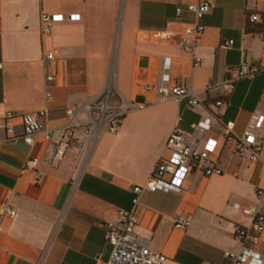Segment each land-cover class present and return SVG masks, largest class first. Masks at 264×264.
I'll list each match as a JSON object with an SVG mask.
<instances>
[{"label": "crops", "instance_id": "crops-1", "mask_svg": "<svg viewBox=\"0 0 264 264\" xmlns=\"http://www.w3.org/2000/svg\"><path fill=\"white\" fill-rule=\"evenodd\" d=\"M193 1L214 4L200 20L206 28L194 50L200 65L182 42L197 21L187 9ZM43 12L63 15L49 33L41 29ZM254 14L264 15V0H0V119L16 115L14 136L0 129V210L16 209L13 218H0V264L108 261V223L120 208H132L133 185L149 179L176 127L199 150L213 139L210 157L222 173L195 171L181 192H145L135 231L176 264H232L225 252L246 245L235 235L251 225L248 209L264 212V196L256 194L264 188L263 162L240 157L225 136L226 122L241 135L264 115V72L239 80L231 94L224 85L231 69L264 64V20L252 21ZM230 39L232 47H220ZM49 53L54 59L44 58ZM165 58L172 62L170 85L192 89L198 106L186 98L162 100L157 84ZM108 85L113 104L134 108L116 132L105 130L94 143L86 137L82 150L60 155L67 110L88 120L83 107ZM26 113L43 124L33 145L16 140ZM206 119L210 128L197 137L192 124ZM74 135L85 138L81 128ZM257 138L264 139V123ZM35 158L38 165L30 167ZM181 212L191 218L186 229L175 227ZM258 249L264 255V231Z\"/></svg>", "mask_w": 264, "mask_h": 264}, {"label": "built area", "instance_id": "built-area-1", "mask_svg": "<svg viewBox=\"0 0 264 264\" xmlns=\"http://www.w3.org/2000/svg\"><path fill=\"white\" fill-rule=\"evenodd\" d=\"M212 2H190L187 9L196 17V22L187 27L182 34V42L185 49L194 55L195 47L205 32V26L200 20L213 8ZM178 15L183 12L182 7L176 10ZM75 16H71V19ZM62 14H50L43 12L41 15V29L43 33L51 32L55 27V22L62 20ZM264 20V15L254 14L251 16L252 21ZM234 45V40H224L221 42V48H230ZM46 60L54 59V54L49 53L44 57ZM196 65H200L202 60L194 55ZM171 59L165 58L163 62V70L157 88L161 94L162 100L186 98L190 106H198L201 100L196 93L183 85H170V67ZM233 73L229 76L224 85L227 88V94H231L239 80L255 76L259 72H264V64L252 65L243 64L231 69ZM54 80V75L48 74L46 81ZM114 90L108 85L101 97L83 107L90 113V118L86 121H79L76 118L77 109L69 108L68 121L63 127L62 141L64 146L58 149L60 155H64L67 150H82L86 137L91 138L92 143L105 130L116 132L120 121L129 113L134 106L123 101L113 104L112 97ZM47 100H51L53 95L46 92ZM224 100L216 101L217 105H222ZM16 117L14 112H7L3 119H0V129H5L8 134L14 136L15 127L12 124ZM24 133L16 138L22 140L27 145H33L43 129V124L39 121L37 114L26 113L21 115ZM264 123V115H258L253 118L249 126L243 134H236L233 130L234 122L225 123V136L235 141L236 153L251 162H263L261 177L264 180V139L257 138L258 131ZM81 128L84 131V137H76L74 131ZM195 135L199 137L200 133L210 128V120L206 119L202 122L192 124ZM47 136L51 135L50 130L45 131ZM215 150V141L210 139L203 150H199L194 142L187 141L184 132L176 127L170 134L167 143V154L163 155L156 162L155 167L144 184L133 185V206L130 209L120 208L117 211V218L114 222L108 223V241L112 245V253L108 261L100 264H176L175 260L164 253L155 251L150 248L147 240L139 236L135 227L138 223V206L140 205V197L145 192L157 191H183L185 184L191 174L199 171L204 175H218L222 173L221 168L212 161L210 153ZM77 156V154H76ZM30 167H36L38 160L32 159L29 162ZM169 177V179H166ZM256 194L259 199L264 196V188H257ZM248 213L252 216V223L247 228H241L236 233V238L244 245L243 249L238 252L227 251L225 256L232 264H264V255L259 252L258 244L260 243L261 233L264 231V212L258 207L253 206L248 209ZM4 215L14 217L16 209L10 206H4L0 210V218ZM191 224V218L184 212L179 213L175 218V227L178 229H186ZM247 242V243H246Z\"/></svg>", "mask_w": 264, "mask_h": 264}]
</instances>
